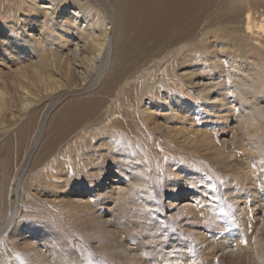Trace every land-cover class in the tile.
I'll return each instance as SVG.
<instances>
[{
    "label": "rangeland",
    "instance_id": "1",
    "mask_svg": "<svg viewBox=\"0 0 264 264\" xmlns=\"http://www.w3.org/2000/svg\"><path fill=\"white\" fill-rule=\"evenodd\" d=\"M25 5V0H0V143L29 118L22 115L26 99L47 101L76 73L93 77L95 72L73 69L64 47L44 42L36 21L24 14ZM21 20L28 22L23 30L32 34L39 51L21 38L24 49L16 59L2 42L9 31L14 35ZM211 30L194 32L174 70L196 83V90L186 94L194 100L235 81L244 98L237 110L222 106L208 111L195 100V110L186 108L172 120L158 113L146 129L136 128L133 119L131 134L125 136L132 139L136 157L111 156L103 169H90L98 177L75 183L85 176L83 165L98 160L92 156L84 163L79 144L88 145L94 125L83 124L67 140L71 164L66 180L72 184L56 197L62 193L70 200L58 205L38 199L40 166L34 167V147L29 148L16 158L9 181V216L16 211L20 220L7 228V218L0 226V264H264V90L255 89L264 78L251 71V55L235 52ZM169 58L167 53L145 59L130 73V83L151 72L155 81L161 80L162 63L170 65ZM233 63L241 68L230 69ZM37 69L42 71L35 73ZM155 88L151 83L147 95ZM158 91L162 95L165 89ZM129 103L114 98L107 105L118 111ZM162 124L167 131L154 129ZM100 143L97 137L91 141L96 147ZM171 160L179 174L173 179L164 169ZM190 177L197 178L195 185ZM41 235L51 239L49 246H42Z\"/></svg>",
    "mask_w": 264,
    "mask_h": 264
},
{
    "label": "bare ground",
    "instance_id": "2",
    "mask_svg": "<svg viewBox=\"0 0 264 264\" xmlns=\"http://www.w3.org/2000/svg\"><path fill=\"white\" fill-rule=\"evenodd\" d=\"M25 1L23 12L33 22L36 21L43 41L50 40L57 42L58 48L64 47L66 56L75 66L73 69L83 67L95 72L93 77L76 73L71 84L63 90H57L47 101L25 100L22 115L27 114L29 118L0 143V226L7 218L10 219L6 223L7 228L20 220L15 210L13 217L9 216L12 212L8 198L9 181L16 158L25 156L29 148L34 147L31 158L34 167L40 166L37 182H41L39 184L43 187L36 191L38 199L50 206L58 205L63 200H70L69 195L62 193L61 198L56 197L62 188H70L72 184L66 180L69 177L66 175L69 167L67 163L71 164L67 154L70 151L67 140L83 124L89 126V122H92L94 125L91 128L94 133L89 137L88 145L85 141L79 144V148L84 150V163L92 156L98 160L91 165H83L81 169L86 171L85 176L75 183L98 177V173L92 171L104 167L111 156L125 160L136 157L132 139L125 136L126 133L131 134L133 119L136 128L146 129V122H153L151 119H155L158 113L161 116L169 114L171 116L168 119L172 120L186 108L195 110L197 101L200 107L209 108L208 111L223 106L227 111L235 112L244 99L235 81L228 82L230 86L224 89L198 95L195 102L186 94L187 91L196 90L193 89L196 83L185 80L184 76L174 70L177 67L175 61L183 59V51L200 27L208 31L213 28L211 32L228 42L229 48L251 55L248 59L255 66L251 71L255 76L264 78V0ZM19 23L20 27L13 31L14 35L9 31L2 42L8 53L16 59L24 49L20 44L21 38L27 40L31 49L39 51L33 45L35 40L32 34L28 35L23 30L28 22L21 20ZM167 53L169 60L173 61L170 65L162 63L164 71L161 80L155 81L151 72L141 77L138 83H130V73L142 61ZM218 65L213 64L214 67ZM237 67L241 68L234 63L229 66L232 70ZM41 71L37 69L35 73ZM151 83L156 84V88L147 95ZM78 87L80 89L75 90ZM161 88L165 89L162 95L158 91ZM255 89L264 90V84L256 83ZM145 97H149L147 105L143 103ZM114 98L115 101L123 99L130 103L126 109L113 111L107 102ZM31 107L32 112L28 114ZM162 125L153 127L158 132L168 129L165 124ZM96 137L101 142L98 147L91 144ZM102 146L106 149H99ZM74 156L79 158L75 153ZM76 162L80 164L78 160ZM164 169L172 179L179 175L173 160L168 161ZM193 176L197 175L193 173ZM62 177L64 180H59ZM188 181L195 185L197 178L190 177ZM49 240L48 237L40 236L43 247L49 246ZM47 253L50 258L51 253Z\"/></svg>",
    "mask_w": 264,
    "mask_h": 264
}]
</instances>
